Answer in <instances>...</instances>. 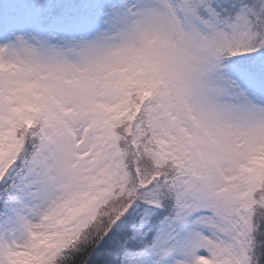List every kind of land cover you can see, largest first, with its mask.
Returning a JSON list of instances; mask_svg holds the SVG:
<instances>
[{"label": "rangeland", "instance_id": "obj_1", "mask_svg": "<svg viewBox=\"0 0 264 264\" xmlns=\"http://www.w3.org/2000/svg\"><path fill=\"white\" fill-rule=\"evenodd\" d=\"M68 1L0 0V264H52L127 181L122 112L141 84L158 99L136 109L191 171L177 178L178 214L113 264H257L251 218L264 173V86L223 53L264 66V31L259 39L254 29L264 0L242 4L225 24L214 0H80L84 9L53 11ZM23 116L43 118L34 153L19 160L12 122Z\"/></svg>", "mask_w": 264, "mask_h": 264}, {"label": "trees", "instance_id": "obj_2", "mask_svg": "<svg viewBox=\"0 0 264 264\" xmlns=\"http://www.w3.org/2000/svg\"><path fill=\"white\" fill-rule=\"evenodd\" d=\"M78 1L80 0L68 1L69 8L61 6V9L53 11L55 13L60 11L61 14L67 15L71 10L84 9L78 5ZM249 1L250 3L253 1V4L255 2V0H235L233 7L230 8L226 0H219V3L214 0L212 6L219 20L225 24L224 22L234 21L238 15L237 12L240 14L241 5ZM258 17L260 19L258 24L254 25V29L259 33L258 38L261 39L264 19L262 21V17ZM240 55H246V53L224 52L223 60L224 62L227 60L228 64L236 63L248 68L258 78L264 77L262 72L264 66L260 67L256 62H248L249 58L245 56L242 58ZM131 90L130 101L133 105L127 114L122 112L124 116L121 120L123 123L119 141L120 148L124 150V162L128 171L127 181L124 183L120 180L113 191L99 201L96 216L83 221L79 234L84 236H80L81 238L76 236L71 242L65 244L52 264L119 263L127 250L136 251L144 247L145 243H153V235L159 229L161 221L178 214L179 207L182 205V196L177 178L189 174L190 164L187 158L181 157L172 148H166L161 144L159 132L151 127L147 113L142 109H136L137 106L142 108L145 104H154L153 99H158L157 91L150 89L146 84L137 85ZM138 91L148 93L151 100L143 103L141 96L136 95ZM26 117L23 116L12 122L16 137L23 141L19 160L30 159L34 153V147L39 142L38 124L43 118V116L32 117L27 120ZM29 120L32 126H27ZM15 163L19 164L21 161ZM11 165L6 166L7 170ZM253 197L257 202L252 206V247L257 256V264H264V204L262 203L264 173L260 177L259 184L253 188ZM149 209H152V215L144 227L143 224L140 226L142 216L150 211ZM137 226H140L138 231ZM116 257L117 260L114 262Z\"/></svg>", "mask_w": 264, "mask_h": 264}]
</instances>
